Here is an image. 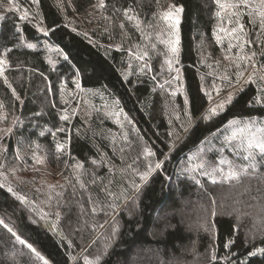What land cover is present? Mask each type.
Masks as SVG:
<instances>
[{
    "label": "trees",
    "instance_id": "16d2710c",
    "mask_svg": "<svg viewBox=\"0 0 264 264\" xmlns=\"http://www.w3.org/2000/svg\"><path fill=\"white\" fill-rule=\"evenodd\" d=\"M99 4L0 0V59L8 61L0 75V220L48 264H87L99 253V264H264L248 255L264 247V167L216 183L186 171L246 163L224 142L229 121H264L259 0L224 10L215 0ZM171 5L184 9L178 54L161 18ZM238 24L239 40L229 35ZM217 90L234 98L203 119ZM156 162L161 168L142 182ZM213 210L215 235L201 227ZM0 264L44 261L0 224Z\"/></svg>",
    "mask_w": 264,
    "mask_h": 264
},
{
    "label": "snow or ice",
    "instance_id": "6c2138e0",
    "mask_svg": "<svg viewBox=\"0 0 264 264\" xmlns=\"http://www.w3.org/2000/svg\"><path fill=\"white\" fill-rule=\"evenodd\" d=\"M33 4H38L39 0H31ZM10 3H12V0H10ZM215 3L220 7L221 10L224 9H239L241 5H247L248 0H236V2L229 3L228 0H215ZM15 6L14 4L12 5ZM99 7L103 8L105 7L104 0H100ZM12 7L8 8V11H11ZM128 11H131V9L127 10L125 12V15H128ZM184 11L183 7H177L176 5H171L167 11L163 12L161 14V18L163 20L167 21H174V24H171V27L176 28V40L175 45H179V30L176 27L180 23V14ZM216 15L219 17L221 15L220 11H217ZM233 15L239 16L241 15L238 11L233 12ZM259 15L262 18V21H264V0H259ZM132 18V17H129ZM6 19L4 15H0V21H3ZM21 19L27 20L28 19V10L25 9L24 15L21 16ZM231 22V21H230ZM123 27V25H121ZM244 25L238 24V27L233 28L231 30V33L229 35H233L237 32L243 33ZM19 31V29H17ZM40 32H43L45 35L49 34L50 30H46L45 28H39ZM221 31H224V29H221ZM234 39L239 40L240 37L233 35ZM219 39V37H218ZM247 43V41H245ZM28 47L34 48L35 45L29 44ZM241 50H243V46L241 45ZM7 51H10V49H6L5 56L7 55ZM171 51L173 54H178L179 48L177 46H172ZM255 53H253V56ZM65 59L67 60V56H65ZM239 60L248 59L247 57L241 56L238 58ZM177 63L178 58H177ZM169 65H171L172 61H168ZM8 64L7 59H0V75H3V68ZM254 67V65H253ZM177 72L176 79H179V69L175 70ZM254 73L251 74L247 80H244V83H248L249 81H253ZM240 76H243V73H240ZM261 81H264V75L260 76L259 78ZM254 82V81H253ZM77 83V87L79 88V82ZM237 83H241L240 79L237 80ZM10 86V85H9ZM15 91V90H13ZM264 92V89L261 90ZM217 95H219V90H217ZM233 94L229 93L226 98L222 99V101H219L216 103L215 107H210L207 112L203 115V119L211 120L213 117L219 115L220 111H222L226 105L230 104L233 100ZM19 99V97H17ZM187 96H185V103H187ZM255 102H260V100H256ZM63 120L67 121L69 119L68 115L65 114L61 117ZM259 123L264 122H258L256 120H232L229 121V127L232 128L231 135L225 136V143L232 144L235 151L240 155L242 161L246 162L243 164H235L233 161H224L223 159L220 161L221 164L227 163L228 164V170L225 172L224 168L222 167H216L212 164H200L195 166L192 169H186V171L195 172L197 170H200L201 175L209 176L212 178V182L216 183V176L219 175L221 180H228V181H239L242 176L250 175V170H255L257 167V164H261L262 167H264V127H259ZM59 131H64L63 128L58 129ZM187 131V129H185ZM41 136L44 135V132L40 133ZM233 141H238L237 143L233 144ZM63 147L58 145L57 151H62ZM149 155H154V153L149 152ZM37 163H40V160L36 161ZM95 163V161H93ZM78 167H82V165H78ZM161 168V163L156 162L154 167L153 165L149 164L148 170L143 172L140 179L142 182H146L150 176V174L155 170ZM210 169V170H209ZM192 179H195V176L192 177ZM141 185L137 184L134 185V187L139 190ZM2 187V185H0ZM9 193H11L13 196H16L19 200H25L23 196H19L11 187L7 189ZM26 202V200H25ZM214 203V201H213ZM92 211H95V208L92 209ZM216 215V212L213 210L211 212V216L209 220L205 221L204 224L201 225L204 231H212L213 235H215L214 232V225L212 223L211 217H214ZM43 219V216L41 217ZM0 224L4 226L11 234L15 237V240L21 244L27 247L31 251V253L35 254L36 258L39 260H43L44 264H48V261L41 255V253L33 246L32 243H29L28 240L22 238V235H18L15 231H13L12 228L8 226L3 220H0ZM235 243V236L229 237L225 242V247L230 248ZM104 253H99L95 256L94 260L87 261V264H99V261L101 260ZM250 257H255L257 255L264 256V247H255L251 252L248 253ZM212 259H215V255H212Z\"/></svg>",
    "mask_w": 264,
    "mask_h": 264
},
{
    "label": "rangeland",
    "instance_id": "374dc122",
    "mask_svg": "<svg viewBox=\"0 0 264 264\" xmlns=\"http://www.w3.org/2000/svg\"><path fill=\"white\" fill-rule=\"evenodd\" d=\"M177 7H181V6H177ZM181 15H182V13L180 14V20H181ZM169 23H170V25L171 24H174L175 22L174 21H168ZM177 28H178V30H179V27H180V23L176 26ZM173 28V27H172ZM172 38H173V46H177V45H175V40H176V28H173V30H172ZM179 42H180V34H179ZM229 93H231V90H229V91H227V92H224V93H222V94H220V95H217L216 96V98H214L213 100H211V103H213L212 104V106L211 107H215V102L217 101V100H220V101H222V99H224V98H226V96L229 94ZM225 95V96H224ZM219 102V101H218ZM2 117H3V115L2 114H0V120H2ZM264 122V121H263ZM0 124H1V122H0ZM258 126L259 127H264V123H262V124H258ZM233 130V129H232ZM232 130H231V132H232ZM6 135L7 134V132L5 131V132H3V135ZM1 135H2V133H1ZM231 135V134H230ZM237 142V141H236ZM38 160H40L41 161V159H40V157H38ZM44 160V159H43ZM43 166L41 167L43 170H45V172H47L48 170V168H46L47 167V165L44 163V161H43V164H42ZM216 179H220V176L219 175H217L216 176Z\"/></svg>",
    "mask_w": 264,
    "mask_h": 264
}]
</instances>
